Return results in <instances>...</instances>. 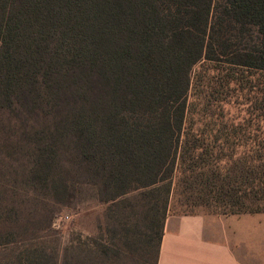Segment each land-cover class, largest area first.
I'll return each instance as SVG.
<instances>
[{
  "label": "trees",
  "instance_id": "obj_1",
  "mask_svg": "<svg viewBox=\"0 0 264 264\" xmlns=\"http://www.w3.org/2000/svg\"><path fill=\"white\" fill-rule=\"evenodd\" d=\"M205 63L264 72V0H0V264H100L95 245L43 242L60 198L88 188L116 222L138 195L156 264L173 205L264 212V145L238 152L245 130L189 125Z\"/></svg>",
  "mask_w": 264,
  "mask_h": 264
},
{
  "label": "rangeland",
  "instance_id": "obj_2",
  "mask_svg": "<svg viewBox=\"0 0 264 264\" xmlns=\"http://www.w3.org/2000/svg\"><path fill=\"white\" fill-rule=\"evenodd\" d=\"M193 78V90L188 99L191 112L189 125L193 129L245 130V138L228 142L230 146H239L238 152L243 147L264 145V72L205 63L194 68ZM211 143L215 146L222 144L220 140H212ZM82 195L83 200L62 196L60 204L54 207L51 230L43 240L47 251L58 252L60 246L69 243H73L76 249L91 244L100 251V264H156L157 226L148 222L146 209L130 210L131 205L139 203L137 194L116 202L123 214L121 222L115 220L118 207L98 200L96 189H84ZM192 211L212 215L201 208ZM177 212L180 209L173 205L168 214ZM237 216L238 219L242 217ZM250 222L249 237L253 236L254 264H264V212L253 214ZM104 245L116 252L114 263L109 262L114 254L104 249ZM249 245H252L251 241ZM80 256L76 252L74 264H83ZM7 260L9 255L0 250V262L6 263ZM88 264H92V261Z\"/></svg>",
  "mask_w": 264,
  "mask_h": 264
},
{
  "label": "crops",
  "instance_id": "obj_3",
  "mask_svg": "<svg viewBox=\"0 0 264 264\" xmlns=\"http://www.w3.org/2000/svg\"><path fill=\"white\" fill-rule=\"evenodd\" d=\"M241 216L168 214L157 264H254L252 215Z\"/></svg>",
  "mask_w": 264,
  "mask_h": 264
}]
</instances>
